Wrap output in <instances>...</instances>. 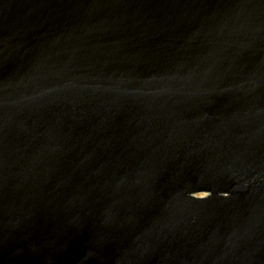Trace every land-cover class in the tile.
<instances>
[{
    "label": "water",
    "instance_id": "95a60500",
    "mask_svg": "<svg viewBox=\"0 0 264 264\" xmlns=\"http://www.w3.org/2000/svg\"><path fill=\"white\" fill-rule=\"evenodd\" d=\"M0 264H264V0H0Z\"/></svg>",
    "mask_w": 264,
    "mask_h": 264
}]
</instances>
